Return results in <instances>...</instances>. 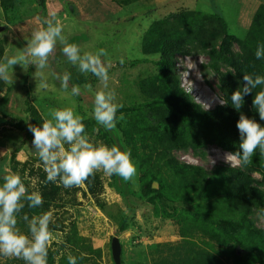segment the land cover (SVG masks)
<instances>
[{"label": "rangeland", "instance_id": "1", "mask_svg": "<svg viewBox=\"0 0 264 264\" xmlns=\"http://www.w3.org/2000/svg\"><path fill=\"white\" fill-rule=\"evenodd\" d=\"M263 5L264 0H45V5L42 0H18L15 5L17 11L6 13L0 3V61L5 55H18L32 31L43 20L55 16L61 21L63 35L68 42L77 44L82 51L106 50L107 56L102 59L110 65L108 89L115 92L116 102L120 104L134 98L138 93V82L156 70L151 60L138 65L132 63L145 58L143 46L147 33L155 36L157 41L175 34L193 36L200 26L209 24L208 16L219 15L229 23L233 32L241 35L250 28L257 9ZM61 48L58 43L55 56L44 70L48 84L46 90L34 95L36 81L32 73L35 67L31 66L25 73L16 65L13 68L14 82L5 83L0 91V174L4 167L14 173L11 166L18 160L23 165H19L17 171L22 174L25 185L28 182L32 191L38 190L42 194L43 205L39 214L47 211L53 214V222L49 225L53 239L49 248L59 250L54 256L56 264L63 254L69 253L75 257L81 253L88 256L85 264H116L112 254L114 236L120 240L121 256L124 255L126 264L147 261L149 245L175 242L181 237L179 227L172 219L156 216L151 205L138 199L135 191L139 190V170L135 163L136 175L133 181H129L131 193L127 200L113 185L112 177L102 172L99 173L103 188L97 200L85 183L65 188L47 182L39 157L31 150L33 135L28 125L33 121L29 106L48 118L50 109L71 108L82 122H88L90 128L86 135L91 142L115 144L107 130L91 117L94 92L101 87L99 81L91 74L79 72L78 66L67 60ZM234 50L240 51L238 44ZM177 67L182 85L205 108H212L219 102V77L210 66L208 55L194 49L190 55L178 56ZM222 69L232 70L228 66ZM65 72L71 76L73 72L81 75L85 83L75 84L71 78L69 89L65 91L56 78ZM73 85L80 87V96L71 95ZM87 85H91V92ZM205 152L206 158L193 150L176 151L175 155L180 161L201 164L210 170L216 164L226 163L225 154L230 153L216 146L207 147ZM132 199L134 208L128 201ZM47 201L49 205L46 208L44 204ZM254 219L259 228H264V214L258 212ZM19 221L22 220L18 217V227L27 233V224ZM74 228L77 233L73 232ZM229 228L233 229L234 225L230 223ZM90 249L94 252L91 253ZM0 264L26 262L0 256Z\"/></svg>", "mask_w": 264, "mask_h": 264}, {"label": "trees", "instance_id": "2", "mask_svg": "<svg viewBox=\"0 0 264 264\" xmlns=\"http://www.w3.org/2000/svg\"><path fill=\"white\" fill-rule=\"evenodd\" d=\"M17 1L0 3L6 13H14ZM42 4L45 5V0ZM207 19L209 24L200 26L193 36L175 34L157 41L147 33L145 58L132 63L151 60L156 70L138 82L134 98L120 103L117 116L123 114L124 119H118L116 127L106 131L115 145L130 153L138 167L139 190L135 191L138 199L151 205L156 216L172 219L179 227L180 240L152 243L147 250L148 260L135 264H264V228H259L254 219L256 213L264 214V157L259 149L246 165L231 167L220 163L210 170L201 164L180 161L175 155L176 151L193 150L206 158L209 146L236 152L240 142L237 128L240 112L264 125L252 106L256 90L245 97L240 111L232 107L230 100L231 94L242 86L244 73L264 76V59L255 56L257 46L264 44V5L257 9L250 28L241 35L233 32L219 15ZM235 44L239 45V52H235ZM194 49L209 56L210 66L219 77L225 105L218 102L205 108L182 85L178 56L190 55ZM223 66L232 70L224 71ZM71 78L75 84L85 83V78L74 72ZM4 85L0 81V91ZM28 112L33 124L42 126L40 112L33 106H29ZM83 123L86 134L90 126ZM19 165L23 164L15 160L11 170L23 180L17 171ZM111 177L115 188L127 200L130 182L116 175ZM85 184L99 200L103 188L101 174L90 176ZM26 187L32 191L28 182ZM128 201L134 208L135 201ZM48 205L47 201L44 206ZM41 210L29 208L25 202L18 215L22 220L19 222L24 224L23 216L31 218ZM230 223L233 229L229 228ZM73 232L77 233V229ZM57 251L48 249L47 264H56ZM67 257L63 254L59 264H68ZM88 259L77 256V264H85ZM121 264H126L123 254Z\"/></svg>", "mask_w": 264, "mask_h": 264}, {"label": "clouds", "instance_id": "3", "mask_svg": "<svg viewBox=\"0 0 264 264\" xmlns=\"http://www.w3.org/2000/svg\"><path fill=\"white\" fill-rule=\"evenodd\" d=\"M18 55L7 56L0 61V81L12 84L13 68L19 65L25 73L31 66L36 81L34 95L48 88L44 70L49 67V61L55 56L57 44L62 45L61 51L67 60L84 74H91L101 87L94 92L91 117L105 130L116 127L117 120H123V114L117 116L122 105L116 102L115 92L108 89L109 67L102 57L107 56L105 49L96 52L82 51L75 44L68 42L63 35V25L55 16L42 21L36 27ZM257 59H264V44L257 46ZM10 69L12 70L10 72ZM235 75V71H233ZM61 87L69 89L70 73L57 75ZM243 83L230 97L232 107L240 111L245 103V97L255 95L253 108L258 112L260 120H264V76L244 73ZM91 92V85L86 86ZM259 87V90H257ZM72 96H80V87H71ZM223 106L227 102L218 97ZM50 118L42 117V126L29 123L28 129L33 135L32 148L35 149L46 173V181L57 183L65 188L82 186L90 176L102 172L105 176L116 175L123 181H133L136 167L130 153L117 145L96 144L85 134L82 119L75 115L71 108L50 109ZM240 133L239 147L236 152L225 154V162L231 167L236 164L246 165L259 149L264 157V125L254 118L240 112L237 121ZM3 184L0 185V256L22 259L26 264H47L48 249L52 243V233L49 225L53 222L51 211L23 216L27 224V233L18 227V215L25 207L38 208L43 205V196L38 190L28 191L22 178L4 167L0 174ZM34 187V185H33ZM84 256L81 253L80 258ZM68 264H77V257L68 254Z\"/></svg>", "mask_w": 264, "mask_h": 264}, {"label": "water", "instance_id": "4", "mask_svg": "<svg viewBox=\"0 0 264 264\" xmlns=\"http://www.w3.org/2000/svg\"><path fill=\"white\" fill-rule=\"evenodd\" d=\"M31 150L33 153L37 155L35 149L32 148V145H31ZM121 252H122V247L120 240L117 236H114L112 238V254L116 264H121Z\"/></svg>", "mask_w": 264, "mask_h": 264}]
</instances>
